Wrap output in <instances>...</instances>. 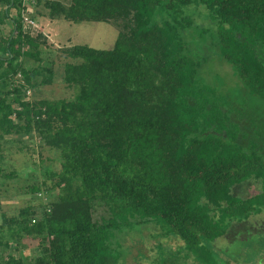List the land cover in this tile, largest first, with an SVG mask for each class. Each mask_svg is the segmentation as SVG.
I'll return each mask as SVG.
<instances>
[{
    "label": "trees",
    "instance_id": "trees-1",
    "mask_svg": "<svg viewBox=\"0 0 264 264\" xmlns=\"http://www.w3.org/2000/svg\"><path fill=\"white\" fill-rule=\"evenodd\" d=\"M38 15L119 29L108 48L52 47ZM0 27V196L40 198L1 212L0 264H123L116 234L145 223L181 239L190 264H233L214 240L264 210V0H0ZM187 35L210 40L233 85L206 79ZM56 71L71 96L29 97ZM33 139L56 151L40 179L5 166ZM250 178L258 191L232 192ZM242 241L264 247L263 229Z\"/></svg>",
    "mask_w": 264,
    "mask_h": 264
},
{
    "label": "rangeland",
    "instance_id": "rangeland-1",
    "mask_svg": "<svg viewBox=\"0 0 264 264\" xmlns=\"http://www.w3.org/2000/svg\"><path fill=\"white\" fill-rule=\"evenodd\" d=\"M40 10L44 8L41 5L38 6ZM191 16L194 22L202 25L209 23L208 18L204 14V9L196 8ZM39 29L45 31L49 36L48 40L52 44V47H60L63 45H70L74 43H87L95 47L108 48L112 46L114 39L118 32L117 22H106L102 20H81V21H69L62 18L51 19L46 15H38L37 17ZM188 30V29H187ZM186 29L184 32L186 33ZM189 43H192L194 47H198L203 50L206 55L210 53V40L200 42L201 44H195L192 42L190 36H186ZM56 51L53 50V54ZM61 53L57 52V64L55 67L60 70L61 60L63 57L59 56ZM208 62L203 65L202 72L207 80L217 83L215 75L220 76L223 79L221 82L223 89L233 85L237 78L232 72V68L229 63L220 59V57L211 51V55H208ZM56 71V78L50 84H46L38 91L31 90L29 97L32 96H48V97H69L73 94V88L66 85L65 82ZM232 103L234 101L230 99ZM234 113H240L237 109ZM235 116V115H234ZM33 149L19 150L16 146L12 147L7 154L6 167H15L18 172L22 174V178L28 179L35 178L29 176L31 171L39 175L42 173L44 165L48 162L49 157H55L56 151L49 148L41 147L36 139L30 141ZM34 162L37 164L34 165ZM36 170H34V167ZM20 181H18V184ZM15 188L10 186V191H14ZM260 189V183L255 178H250L241 184H237L232 188V192L247 196L255 193ZM19 190V189H16ZM1 192V190H0ZM28 200L34 203L39 202L40 198L30 197L29 194L17 192L16 198H4L0 196V220L1 212L13 213L21 205H24ZM94 217L99 218L100 215H107L101 206L96 207L93 212ZM255 229L264 231V210L252 214L247 220L242 223L234 222L228 235L219 236L214 240V246L216 249L223 252L220 254L224 258L233 264H264V247H260L258 243H254L251 248L248 244L243 243V238H248L255 233ZM160 231L157 224L145 223L140 228L134 227V229L127 228L116 234V238L120 243V248L125 250L122 257L123 264H190L192 261V255L189 253L186 258L184 257L183 241L176 236L172 235H157L153 232ZM160 245L165 249L166 258L160 260L156 258L158 256L157 245ZM247 243V242H245ZM25 252L36 251V247L31 249L25 248ZM254 249V250H253ZM185 258V259H184Z\"/></svg>",
    "mask_w": 264,
    "mask_h": 264
},
{
    "label": "built area",
    "instance_id": "built-area-1",
    "mask_svg": "<svg viewBox=\"0 0 264 264\" xmlns=\"http://www.w3.org/2000/svg\"><path fill=\"white\" fill-rule=\"evenodd\" d=\"M27 0H23V2H26ZM22 16H23V20L25 21V23H28V24H33V25H36L35 21L33 18H31L23 9L22 11ZM2 31V28L0 27V33ZM27 92H30V90L28 89Z\"/></svg>",
    "mask_w": 264,
    "mask_h": 264
}]
</instances>
